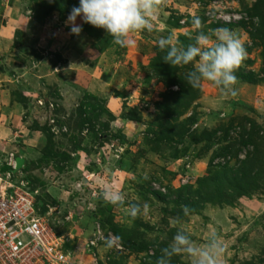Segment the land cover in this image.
<instances>
[{"label":"rangeland","instance_id":"obj_1","mask_svg":"<svg viewBox=\"0 0 264 264\" xmlns=\"http://www.w3.org/2000/svg\"><path fill=\"white\" fill-rule=\"evenodd\" d=\"M73 6L79 0H0V173L9 171L36 193L37 207L64 240L68 264H156L154 249L166 247L181 228L198 246L215 231L225 246L223 264H264V0H166L154 31L133 33L137 43L128 48L80 17L82 32L70 34L65 21ZM255 6L262 18L246 12ZM221 11L242 18L222 22ZM194 16L205 33L228 28L248 48L235 73V96L209 81L179 92L154 74L164 56L157 40L174 34L184 46L181 35H197ZM176 17L181 27L174 26ZM198 59L169 65L165 76L185 79ZM246 72L251 76L242 78ZM80 111L90 122L82 123ZM231 120L236 126L226 133ZM159 133L172 139L151 140ZM249 135L254 145H242ZM54 150L70 159H40ZM9 153L25 165L8 167ZM247 159L252 181L228 188L226 173ZM104 188L139 202L140 214L132 218L127 203L105 202ZM178 189L191 205L187 215L186 204L173 202ZM114 227L151 245L129 252ZM171 264H191V257L174 256Z\"/></svg>","mask_w":264,"mask_h":264},{"label":"clouds","instance_id":"obj_2","mask_svg":"<svg viewBox=\"0 0 264 264\" xmlns=\"http://www.w3.org/2000/svg\"><path fill=\"white\" fill-rule=\"evenodd\" d=\"M165 4L166 0H79V6L72 7L65 25L70 26V34L79 35L83 25L76 21L80 17L83 23L104 29L112 37L113 43L121 48L134 47L137 42L132 34L154 31L157 11ZM192 23L197 35L194 37L195 43L187 47L180 46L174 34L161 36L157 40V47L165 53L163 61L172 67H183L199 58L194 68L185 73L187 84L199 89L204 81H209L220 89L222 95L235 96L234 86L238 81L235 73L247 57L243 43L228 28H218L212 34L205 33L198 16L193 17ZM212 36L214 43H210ZM100 195L105 202L113 205L123 206L127 203L126 212L132 218L140 214L142 205L139 202H126L121 191L104 188ZM182 210L185 215L189 213L187 205H183ZM175 223L179 224V217ZM224 251V243L215 231L209 234L205 245L198 246L193 243L190 234L181 228L172 242L160 249L161 255L156 264H171L172 258L181 254L191 257V264H223Z\"/></svg>","mask_w":264,"mask_h":264},{"label":"built area","instance_id":"obj_3","mask_svg":"<svg viewBox=\"0 0 264 264\" xmlns=\"http://www.w3.org/2000/svg\"><path fill=\"white\" fill-rule=\"evenodd\" d=\"M241 18L222 11L216 17L222 22ZM6 165L17 169L13 153ZM56 233L48 219L38 214L27 182L13 181L9 171L0 173V264H68L64 240Z\"/></svg>","mask_w":264,"mask_h":264},{"label":"trees","instance_id":"obj_4","mask_svg":"<svg viewBox=\"0 0 264 264\" xmlns=\"http://www.w3.org/2000/svg\"><path fill=\"white\" fill-rule=\"evenodd\" d=\"M246 12L248 13V15L250 16V17H252V16H257V17H259V18H262V16H259L258 15V12H257V9H256V6L255 7H252V8H248V9H246ZM180 17H176L174 20H173V23H174V26L175 27H181V25H180ZM260 22H261V25H262V20L260 19ZM188 24H190V22H187ZM240 25V24H239ZM226 26L227 27H234V26H236L235 24H232V23H228V24H226ZM250 34H251V36L253 37L254 35H255V33H251L250 32ZM180 38H181V41H183L182 43H183V45L184 46H186V45H188V44H184V43H195V39L192 37L191 39L188 37V36H186V35H181L180 36ZM247 50H248V48H246ZM161 51V50H160ZM162 52V51H161ZM164 53V52H163ZM164 55H165V53H164ZM163 58V57H162ZM161 58V60H162V64H160V67L161 68H159V69H157L156 71L158 72V73H154V74H156V75H158L159 77H162V78H164L165 77V79H167V80H165V83H166V85L169 87V86H173V85H177L178 86V91L179 92H181V91H187V89L189 88V85L187 84V82H186V80L185 79H181V78H178V79H176V78H173V77H166L165 75H166V73L168 72V66H169V64L168 63H165L164 61H163V59ZM167 68V69H166ZM164 70H166V71H164ZM155 71V72H156ZM241 76H242V78H245V77H249V76H251L250 74H249V72H246V73H242L241 74ZM24 101V100H23ZM26 102V101H25ZM24 105V108H27L28 106H27V102L26 103H24L23 104ZM83 111H80V117H81V120H82V123H85V122H90V118L88 119V118H86V117H83ZM244 119H246L247 121H249L250 122V124H251V129H254V122L251 120V119H248V118H244ZM233 121L231 120L230 122H229V124L227 125V126H225L224 127V129H225V132L227 133V131H229L231 128H234L236 125H234L233 123H232ZM221 128L219 127V128H217V129H215V131H218V130H220ZM187 133V131H183L180 135H179V139H181V138H183V136L185 135ZM214 133V132H213ZM97 135V136H96ZM95 135V139H97V140H100V139H102V137L104 138V136H106V134L105 133H103V134H96ZM156 135V134H155ZM113 137H117V138H121V139H124L125 138V136L123 135V134H113L112 135ZM47 138H48V141H50V135L48 134L47 135ZM251 138V135H249L247 138H245V139H242L241 140V144L242 145H249V144H253L254 145V142H253V140L252 139H250ZM164 139H172V138H170L167 134H164V133H159V134H157L156 135V137H151V140H153V141H161V140H164ZM75 147H77V148H80L79 147V145H75ZM208 147V146H207ZM225 150H226V148H224L222 151H220V152H216L215 154H214V156H217V155H220V154H223L224 152H225ZM228 150V149H227ZM19 158V157H18ZM48 158H59V159H61V160H68V159H70V157L69 156H67L66 155V153H63V152H60L59 150H54V152H51V155H45V154H42L41 156H40V159H48ZM249 159V158H248ZM248 159L247 160H243V161H241V162H239V164L234 168V170H231V172H227L226 173V177H224V178H226V180H227V185H228V188H233V189H239V187L241 188L242 187V189H245L246 188V183H248V185H249V182H251L252 181V178H253V176H250L251 174H247V172H249V171H247L246 169H245V167L247 166L246 164H247V161H248ZM19 160V159H18ZM24 161V160H23ZM23 165H25V161H24V164ZM23 167H25V166H23ZM247 168V167H246ZM28 169V165H27V167H25V169L24 170H27ZM242 169H245V170H242ZM251 168H249L248 170H250ZM254 173H255V171H254ZM183 188H185V186L183 187ZM30 189V191L34 194V195H36V193H34V191H33V189L32 188H29ZM154 196H156L158 199H160V200H162V201H164L165 200V198L163 197V196H160V194L158 193V192H155V191H150ZM177 193H178V198H176L175 200H173V202L175 203V204H177V205H181V204H186L188 207H190L191 205L189 204V203H187V200L186 199H184V197H183V193H181L180 192V189H178L177 190ZM35 208H36V210H37V212H38V214L39 215H43V214H45L46 212V210H45V208L44 207H41V206H39V208L37 207V200H35ZM42 208V209H41ZM122 229L120 228V227H114V228H112V233L114 234V237L115 238H117V240L119 241V243H121V245L126 249V250H128L129 252H141L142 250H144L145 248H147L149 245H151V244H143V243H137L134 239H132V238H127L126 237V235H124L123 233H122ZM57 233H58V231H57ZM56 233V234H57ZM58 235V234H57ZM154 246V245H153ZM63 249H64V251L66 252V250H65V248H64V245H63ZM154 251H155V254H157V255H161L160 253V250L159 249H154Z\"/></svg>","mask_w":264,"mask_h":264},{"label":"water","instance_id":"obj_5","mask_svg":"<svg viewBox=\"0 0 264 264\" xmlns=\"http://www.w3.org/2000/svg\"><path fill=\"white\" fill-rule=\"evenodd\" d=\"M22 165H23V162L19 161L17 167L19 168V166L21 167Z\"/></svg>","mask_w":264,"mask_h":264}]
</instances>
